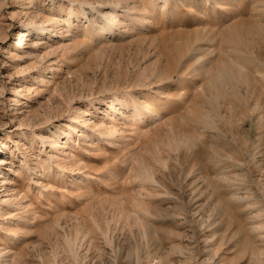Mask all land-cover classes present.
Listing matches in <instances>:
<instances>
[{
	"label": "rangeland",
	"instance_id": "obj_1",
	"mask_svg": "<svg viewBox=\"0 0 264 264\" xmlns=\"http://www.w3.org/2000/svg\"><path fill=\"white\" fill-rule=\"evenodd\" d=\"M0 150L2 264H264V0H0Z\"/></svg>",
	"mask_w": 264,
	"mask_h": 264
},
{
	"label": "bare ground",
	"instance_id": "obj_2",
	"mask_svg": "<svg viewBox=\"0 0 264 264\" xmlns=\"http://www.w3.org/2000/svg\"><path fill=\"white\" fill-rule=\"evenodd\" d=\"M110 15H105V20H106V22L108 23V25H110V26H108L107 28H106V32L107 33H112L113 32V28H114V25H115V20H114V16H112V14H111V17H109ZM43 32H45V29H44V27H38V26H36V25H31V27L29 28V30L27 31V36L26 37H28V36H35L36 34H42ZM16 45H17V47H19V49H21V50H23L24 48H26L27 46H23V45H21L20 43H16ZM36 45H33V46H31L30 48L33 50V51H35L36 50ZM20 50V51H21ZM21 98L23 99V96L21 95ZM118 100L115 98L112 102H111V107H110V112H109V115H108V118H107V116H106V118H107V123L108 124H110V123H112V122H114V116H115V114H116V109H115V103L117 102ZM17 103L15 104L17 107H20L18 110H21V106L23 105V102H21V100H17L16 101ZM25 103V102H24ZM140 104V103H139ZM132 107V106H131ZM134 109H136L137 111H138V113L139 114H142V113H140V111L136 108V107H133ZM141 108V107H140ZM153 109V108H152ZM145 110V109H144ZM146 110H148V113H152V110L150 109V108H146ZM147 113V114H148ZM119 117H121V118H124L125 117V115H123L122 113H120L119 115H118ZM204 120V119H203ZM90 122V121H89ZM87 123H86V121H83L80 125L82 126V127H85V125H86ZM68 129V128H67ZM76 129H77V127L75 126L74 128H69L66 132H64V134H65V137H66V142L65 143H62L60 140V138L59 137H56V138H53L52 140H50L49 142H48V144H49V146H50V148L52 149V150H54L55 152H57L58 154H59V156H64V155H66V153H67V146H68V144H69V142H70V140H71V138H72V136L74 135V134H77L76 133ZM113 129V128H112ZM113 130H115V129H113ZM82 134H84V131H82V133H81V135ZM63 135V134H62ZM81 135H79V136H81ZM44 137H47V136H44ZM40 141H41V144L42 143H44V139L43 138H40ZM46 142V141H45ZM46 144V143H45ZM1 147H2V150L4 149V147H5V144H1ZM2 150H0V151H2ZM54 156V155H53ZM2 160L0 159V176L3 174L4 175V173H3V171H2ZM235 165H237V164H235ZM238 166H240V165H238ZM236 167V166H235ZM234 168V167H233ZM16 175V174H15ZM147 178V177H146ZM9 180V182H10V179H8ZM8 180H4V182H7ZM11 183V182H10ZM219 185V184H218ZM16 188V187H15ZM15 188H12V190H14ZM238 190H240V188H236L235 189V191L237 192ZM6 192V191H5ZM227 201V203H228V207H229V209H237V208H239V207H242L243 206V203H244V201H245V198L244 197H242V196H238V194L237 193H233L231 196H229L228 197V199L226 200ZM7 203V199H2V200H0V214L2 213V207L3 206H5V204ZM1 252V251H0ZM6 258L7 257H3V258H1V255H0V264H2V262L3 261H7L6 260ZM2 259H4V260H2Z\"/></svg>",
	"mask_w": 264,
	"mask_h": 264
}]
</instances>
